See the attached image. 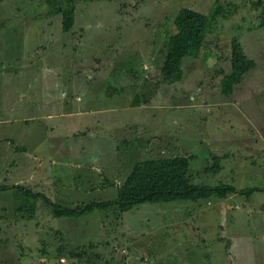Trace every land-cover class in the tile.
I'll use <instances>...</instances> for the list:
<instances>
[{
	"label": "rangeland",
	"instance_id": "rangeland-1",
	"mask_svg": "<svg viewBox=\"0 0 264 264\" xmlns=\"http://www.w3.org/2000/svg\"><path fill=\"white\" fill-rule=\"evenodd\" d=\"M69 4L73 23L63 31L60 11ZM215 4L223 13L204 47L182 58L179 80L165 82L159 67L177 10L209 15ZM261 12L264 0H0L2 90L18 89L33 110L47 113L72 94L70 79L105 76L96 98L78 88L76 115L28 121L38 124L28 140L37 157L29 156L21 185L68 206L114 199L136 160L191 154L193 182L264 187ZM232 36L255 65L225 95L219 80L229 71ZM88 99L105 110L92 114ZM100 115L109 121L88 128L85 119ZM209 136L207 151L186 144ZM215 155L219 171H205ZM2 172L0 185H13ZM31 203L15 186L0 190V264H264V191L126 211L111 205L75 217L51 215L40 198L32 215L24 208Z\"/></svg>",
	"mask_w": 264,
	"mask_h": 264
},
{
	"label": "trees",
	"instance_id": "trees-1",
	"mask_svg": "<svg viewBox=\"0 0 264 264\" xmlns=\"http://www.w3.org/2000/svg\"><path fill=\"white\" fill-rule=\"evenodd\" d=\"M230 6V5H229ZM234 7V6H233ZM223 6L215 4L209 15L188 6H181L172 21L173 30L168 35L166 51L160 64V73L165 82L179 80L182 74L181 61L185 56H198L204 47L206 34L217 15H222ZM61 29L68 31L73 23L74 9L71 4L61 11ZM258 25L264 26V12L258 15ZM255 65L253 58L247 56L239 39L232 36L229 41V71L223 73L219 80V89L223 94L232 91L241 76ZM193 155L174 154L170 156L147 157L132 163L129 171L117 185L114 199L92 200L85 203L68 206L55 202L40 190H33L21 184H1L0 190L15 186L33 203L27 204L25 210L34 214L36 200L40 198L53 216L75 217L94 208H107L116 205L120 211H126L132 206L143 202H161L170 200H191L210 196L224 197L229 193H246L264 191V187L252 186L237 188L229 182L216 184L196 183L189 176V160ZM219 156H213L211 164L204 166L207 172H217L220 168ZM80 254V253H77Z\"/></svg>",
	"mask_w": 264,
	"mask_h": 264
},
{
	"label": "crops",
	"instance_id": "crops-1",
	"mask_svg": "<svg viewBox=\"0 0 264 264\" xmlns=\"http://www.w3.org/2000/svg\"><path fill=\"white\" fill-rule=\"evenodd\" d=\"M101 64H106V62H103ZM103 67L104 66H102L101 69H103ZM103 77L105 78V76L100 73L93 75V77L90 78V81L88 80V82H84V81L80 82L77 79H70L69 86L71 84L73 87V89L71 88L73 91L72 94L66 95V97L60 101V103L59 101L55 100L56 106L53 105L55 110L52 109L47 113H45L43 110L40 112H38L39 110L38 111L33 110L32 107L33 102L30 99H28L26 95H23L21 93L22 99L18 96V94L16 95L18 89L16 90L12 88L10 92L8 90L4 91L0 88V161H1L0 169L3 171L1 174L2 175L1 179L5 178L6 176H10L11 178H13L14 181L12 182L13 184L20 183L21 180L18 179V176L23 175L25 173L28 174L29 172V165H28L29 156H31L32 159L37 157V153L35 152L36 149L34 150V148H32L31 144L28 141L30 138V134H32L30 132V128L33 127L34 125L35 126L38 125L37 124L38 120H45L46 118H48V116L52 115V113L61 117H64L65 115L67 116L76 115L80 106L79 105L76 106L73 103V99H72L73 95H75L76 98L79 96L78 93L80 90L78 91V88L80 87L83 88L82 90H84L86 94H92V97L96 98L98 93L104 88L102 86V82H104ZM20 101H22V103ZM87 101L89 105L91 101L89 99ZM35 104H37L39 109L40 106L45 107L46 102L45 100H42L40 102H36ZM91 104L89 105L90 108L88 109V111L92 112V114L96 112L98 113L103 112L105 110V109H101V107H104L102 106L104 105L103 103H101L102 104L101 107L93 106ZM16 112L18 114L17 117L13 115ZM30 119H36L37 121L36 123H33L30 126L28 122ZM85 120L86 123L89 124L88 128H90L91 126H96V125L99 126L98 123L99 121H101V123L105 121H109V118L106 117L105 115H100L90 119L91 120L90 122L87 119ZM68 122H71V120L70 121L68 120ZM49 128L52 129L50 126ZM210 136L208 138L209 140L206 139V141L203 143H199L197 141H195L196 142L195 143L194 141H192V139H187L186 144L195 147L196 152L202 150L207 151L209 150L207 146L212 141V139H210ZM218 144L220 147H224L225 145L224 143V145L222 146L220 142H218ZM203 145H206V147L204 148ZM213 149H217V148H213Z\"/></svg>",
	"mask_w": 264,
	"mask_h": 264
}]
</instances>
